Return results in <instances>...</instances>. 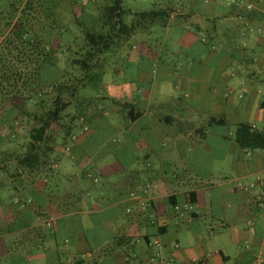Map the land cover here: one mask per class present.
<instances>
[{"label": "crops", "instance_id": "crops-1", "mask_svg": "<svg viewBox=\"0 0 264 264\" xmlns=\"http://www.w3.org/2000/svg\"><path fill=\"white\" fill-rule=\"evenodd\" d=\"M246 2L170 0L179 58L149 39L121 53L130 69L103 76L52 171L20 168L27 139L0 134V264H159L157 238L172 264H264V185L239 187L264 182V150L235 140L241 123L264 131V0Z\"/></svg>", "mask_w": 264, "mask_h": 264}, {"label": "trees", "instance_id": "trees-1", "mask_svg": "<svg viewBox=\"0 0 264 264\" xmlns=\"http://www.w3.org/2000/svg\"><path fill=\"white\" fill-rule=\"evenodd\" d=\"M65 1L0 0V134L27 139L18 166L30 175L52 171L58 137L65 143L84 125L81 118L90 123L100 98L79 92L99 90L105 55L139 30L167 26L175 12L170 5L133 11L123 0ZM235 140L264 150V131L251 124H239Z\"/></svg>", "mask_w": 264, "mask_h": 264}, {"label": "rangeland", "instance_id": "rangeland-1", "mask_svg": "<svg viewBox=\"0 0 264 264\" xmlns=\"http://www.w3.org/2000/svg\"><path fill=\"white\" fill-rule=\"evenodd\" d=\"M67 1L66 0L64 2V5H67ZM123 5L125 8H131L133 11H142V10H147V9H152L155 7H160L166 4L170 3V0H123ZM172 2L174 0H171ZM220 2V4H226L227 2L226 0H218ZM62 5V6H64ZM225 6V5H223ZM232 6V5H230ZM182 10H184L183 8H175L176 13L181 12ZM131 18L128 19V21H130ZM177 22V21H176ZM254 26V25H253ZM256 27V26H254ZM183 27L176 25L170 28H166L164 26L161 25H155L153 27V32H145L144 30H139L137 31L134 35H132L131 38H129L127 41H123L121 42V44L116 45V48L113 49L111 52L107 53L106 56V74H105V79L107 80V78L109 77H117L118 73L116 72V68L118 67H122V66H126L128 68V70L130 69L129 66H127V63H125L123 61V58H120V54L124 53V52H129L131 51V49L134 46H139L142 47L143 42L144 41H148V39L150 40V43H152V47L154 49L153 53H160V54H165V55H169L172 56L173 58L176 57L174 55H177V58H179V55L181 54V52H183L182 49H180V46L183 44V42H181V37L183 35ZM166 44L167 46L164 48L163 47H154L155 44ZM218 52L222 51V43L218 42ZM193 47V46H192ZM178 51H175L177 50ZM121 50V51H120ZM193 52L198 51L199 47L198 45H195L193 47ZM175 51L176 54H173V52ZM193 57V56H192ZM191 58V57H189ZM147 65L146 62L142 61V63L140 64V67H145ZM129 74V71H127V75ZM99 90H96L94 88H84L80 90V96H84V97H96ZM105 105L108 104V102L103 101ZM73 109V108H72ZM112 113V112H111ZM80 128V127H79ZM101 132L99 129L97 130V134L101 135ZM19 137H20V133H19ZM21 139H19L20 141H23L24 138L20 137ZM63 140V135H60L58 137V142L61 143V141ZM69 162V159L67 156H63V163H62V167L66 166V163ZM64 171V168L62 169V172ZM65 181V178L64 180Z\"/></svg>", "mask_w": 264, "mask_h": 264}, {"label": "built area", "instance_id": "built-area-1", "mask_svg": "<svg viewBox=\"0 0 264 264\" xmlns=\"http://www.w3.org/2000/svg\"><path fill=\"white\" fill-rule=\"evenodd\" d=\"M205 2H210L211 0H204ZM227 4L228 5H236L240 8H248V9H251L253 8V5L252 4H248L246 2V0H226ZM250 31H252V28H249ZM81 121L84 123V125L82 126V130L85 132V131H88L89 130V124L86 122V119L85 118H81ZM77 139V135H73L70 139V141L72 143H74ZM71 145L68 144L66 146V150L69 151L71 150ZM264 185V182L262 179L259 178L258 182L256 183H251V184H242V183H239V187L246 190V191H249V190H252V189H256L258 186H263ZM148 192V189L145 190V193ZM133 196H135V194H132ZM260 199L263 198V194L259 197ZM144 199V198H142ZM142 205H144V202H141ZM175 210L179 211L180 209H188V210H192L193 209V205L190 204V203H187L185 204L184 206H179V205H175ZM155 248H156V251L155 253L153 254L151 260L152 261H155V262H158L159 264H172L173 261H174V258L172 257H169L168 255H164L163 253V242L161 241L160 238H157L155 239V241H153L151 243Z\"/></svg>", "mask_w": 264, "mask_h": 264}]
</instances>
